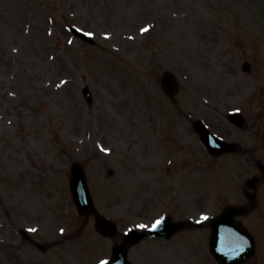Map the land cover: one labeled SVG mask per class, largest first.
I'll use <instances>...</instances> for the list:
<instances>
[{"label":"rangeland","instance_id":"obj_1","mask_svg":"<svg viewBox=\"0 0 264 264\" xmlns=\"http://www.w3.org/2000/svg\"><path fill=\"white\" fill-rule=\"evenodd\" d=\"M70 25L96 43L73 37ZM164 70L177 76L176 104L159 84ZM233 111L244 121L232 123ZM196 118L239 150L210 155ZM72 160L97 208L115 220L113 237L77 213ZM260 164L264 0H0V264H97L130 227L167 214L209 218L246 202L241 189ZM243 221L257 246L243 264H264V180ZM30 227L34 243L22 237ZM208 238V227L146 237L128 256L219 264Z\"/></svg>","mask_w":264,"mask_h":264},{"label":"water","instance_id":"obj_2","mask_svg":"<svg viewBox=\"0 0 264 264\" xmlns=\"http://www.w3.org/2000/svg\"><path fill=\"white\" fill-rule=\"evenodd\" d=\"M248 67V64L244 68ZM167 73L164 74L162 84L165 90L172 96L176 90L175 86L166 79ZM195 129L200 133L203 140L211 142L210 133L199 122L194 125ZM212 151H214L212 149ZM264 170V167L262 168ZM70 186L73 194L74 201L81 212H87L93 209L91 197L85 182L84 174L77 165L73 167V173L70 178ZM237 210L233 208H226L222 215L213 218L210 221L212 228L210 238V249L213 255L222 264H236L250 256L254 250L253 241L251 236L240 229L235 221L231 218ZM96 227L103 233L108 232L113 228L112 223L107 219L97 215ZM180 226L178 223H169L167 220L164 223L162 231L157 234H166L169 236ZM165 230V232H163ZM245 235L246 237H244ZM134 236H131V241H134ZM138 238V237H137ZM115 257L119 258L121 264H126L125 253L116 249Z\"/></svg>","mask_w":264,"mask_h":264},{"label":"snow or ice","instance_id":"obj_3","mask_svg":"<svg viewBox=\"0 0 264 264\" xmlns=\"http://www.w3.org/2000/svg\"><path fill=\"white\" fill-rule=\"evenodd\" d=\"M143 31H147V29H144ZM90 35V34H89ZM205 219L207 218V217H204ZM161 223V221L160 220H157L153 225H152V227L155 229L159 224ZM137 227H140V228H144V227H147L146 225H138ZM31 231H35V229H31ZM101 264H106V262H101Z\"/></svg>","mask_w":264,"mask_h":264}]
</instances>
